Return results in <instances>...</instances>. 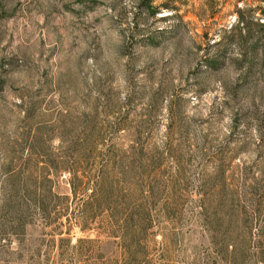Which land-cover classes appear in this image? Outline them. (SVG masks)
<instances>
[{
  "label": "rangeland",
  "instance_id": "374dc122",
  "mask_svg": "<svg viewBox=\"0 0 264 264\" xmlns=\"http://www.w3.org/2000/svg\"><path fill=\"white\" fill-rule=\"evenodd\" d=\"M252 20L264 0H0V264H264Z\"/></svg>",
  "mask_w": 264,
  "mask_h": 264
},
{
  "label": "trees",
  "instance_id": "16d2710c",
  "mask_svg": "<svg viewBox=\"0 0 264 264\" xmlns=\"http://www.w3.org/2000/svg\"><path fill=\"white\" fill-rule=\"evenodd\" d=\"M257 22V20H252L250 24L256 27L257 31L255 32V36L258 37L264 43V21L262 22V24H258ZM239 25H242L243 27L245 26V28L247 27V30L249 28L248 24H243V22H239Z\"/></svg>",
  "mask_w": 264,
  "mask_h": 264
}]
</instances>
